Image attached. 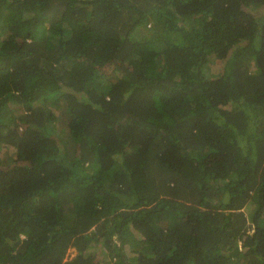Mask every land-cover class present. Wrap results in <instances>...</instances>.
I'll use <instances>...</instances> for the list:
<instances>
[{"label": "trees", "instance_id": "16d2710c", "mask_svg": "<svg viewBox=\"0 0 264 264\" xmlns=\"http://www.w3.org/2000/svg\"><path fill=\"white\" fill-rule=\"evenodd\" d=\"M0 149V264H264V0H0Z\"/></svg>", "mask_w": 264, "mask_h": 264}, {"label": "rangeland", "instance_id": "374dc122", "mask_svg": "<svg viewBox=\"0 0 264 264\" xmlns=\"http://www.w3.org/2000/svg\"><path fill=\"white\" fill-rule=\"evenodd\" d=\"M15 112H19L18 110L15 109ZM10 157V154H6V151L4 149H0V166H3L5 162H7V159ZM247 202H243L242 208L248 212L250 210V207L247 205ZM126 242L125 244L128 245L132 241V239H129V237L125 238ZM126 252L129 256H131V260L135 261V257L133 255V251L131 252L129 249H126ZM75 255V250H70L68 254V258H71Z\"/></svg>", "mask_w": 264, "mask_h": 264}, {"label": "crops", "instance_id": "0c3cea01", "mask_svg": "<svg viewBox=\"0 0 264 264\" xmlns=\"http://www.w3.org/2000/svg\"><path fill=\"white\" fill-rule=\"evenodd\" d=\"M23 237H24V236H23V235H21V238H23ZM70 250H74V249H70ZM70 250L68 251V254H69Z\"/></svg>", "mask_w": 264, "mask_h": 264}, {"label": "water", "instance_id": "95a60500", "mask_svg": "<svg viewBox=\"0 0 264 264\" xmlns=\"http://www.w3.org/2000/svg\"><path fill=\"white\" fill-rule=\"evenodd\" d=\"M244 251L246 250V248L245 249H243Z\"/></svg>", "mask_w": 264, "mask_h": 264}]
</instances>
